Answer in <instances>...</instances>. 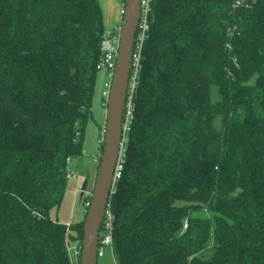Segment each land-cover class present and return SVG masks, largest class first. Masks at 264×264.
Segmentation results:
<instances>
[{"label": "trees", "instance_id": "obj_1", "mask_svg": "<svg viewBox=\"0 0 264 264\" xmlns=\"http://www.w3.org/2000/svg\"><path fill=\"white\" fill-rule=\"evenodd\" d=\"M235 2L152 1L109 199L115 264H264V0ZM105 29L100 0H0V264H72L70 244L81 264L86 213L51 211Z\"/></svg>", "mask_w": 264, "mask_h": 264}, {"label": "water", "instance_id": "obj_2", "mask_svg": "<svg viewBox=\"0 0 264 264\" xmlns=\"http://www.w3.org/2000/svg\"><path fill=\"white\" fill-rule=\"evenodd\" d=\"M140 11V0H125L119 52L106 109L104 146L84 222L81 264H98L100 229L109 203L124 140V115Z\"/></svg>", "mask_w": 264, "mask_h": 264}, {"label": "rangeland", "instance_id": "obj_3", "mask_svg": "<svg viewBox=\"0 0 264 264\" xmlns=\"http://www.w3.org/2000/svg\"><path fill=\"white\" fill-rule=\"evenodd\" d=\"M106 1L110 8V13L113 11L112 3L117 4V8L114 13L117 15L122 0H100ZM102 5V4H101ZM105 74L100 71L98 84L96 87L95 99L92 107V116L89 118L86 125L83 154L80 157L75 158L69 165L70 177L65 190V194L59 209L51 211V215L54 218H58L61 222L69 224L71 221H78L82 219L87 212V208L84 203V190L88 191L93 188L96 171L98 168V162L96 161L97 154L99 153V146L101 143L102 128L105 125L106 109L101 105L102 90L104 88L103 81ZM211 97L213 100L218 98L217 86L212 87ZM216 126L221 128L222 119L218 117L216 119ZM81 188V189H78ZM69 244V243H68ZM71 256L75 255V249L70 244ZM98 264H115L113 253L110 248H104V256L98 257Z\"/></svg>", "mask_w": 264, "mask_h": 264}, {"label": "built area", "instance_id": "obj_4", "mask_svg": "<svg viewBox=\"0 0 264 264\" xmlns=\"http://www.w3.org/2000/svg\"><path fill=\"white\" fill-rule=\"evenodd\" d=\"M152 1L153 0H140V20L139 25L136 31L135 35V46H134V52H133V61H132V71L130 76V84L128 89V97H127V104H126V110L124 115V137L125 132L128 129V122L130 120V117L133 113V105H132V93L134 91L135 86L138 82V73L140 70V58H141V50L142 45L148 35V31L150 29V15L152 10ZM246 0H236L235 6L241 5ZM124 4L125 0H122V10L121 14L123 16L124 13ZM121 29H122V19L121 21L109 28H106L103 33V38L101 42V48L103 52V57L100 62V69L105 74V79L103 81L104 88L102 90V106H105L107 109L108 105V98L110 96L111 86H112V80L113 75L116 67V60H117V54L119 52V43H120V35H121ZM103 138H104V128L102 129ZM123 137V139H124ZM124 146V140L121 147V152L119 155V160L117 163V167L115 170V179L119 176L120 172V158L122 155ZM114 179V180H115ZM86 196L92 195V190L85 191ZM90 205V200L86 202V207L88 209ZM70 223L68 224V226ZM113 228H114V214L112 212L111 206H110V200L107 205L104 219L102 222V226L100 229V236H99V248H98V257L104 256V248L108 247L113 249ZM75 249V255L78 254V246L77 244L73 245ZM71 246H69V251L71 253ZM71 262L72 264H76V258L74 256H71Z\"/></svg>", "mask_w": 264, "mask_h": 264}, {"label": "crops", "instance_id": "obj_5", "mask_svg": "<svg viewBox=\"0 0 264 264\" xmlns=\"http://www.w3.org/2000/svg\"><path fill=\"white\" fill-rule=\"evenodd\" d=\"M105 3V2H104ZM103 2H101V4H102V8H103V13H104V25H105V28H109V27H112V26H114V25H116V24H118L120 21H121V19H122V14H121V10H122V3H121V5H120V7H119V10H118V14L117 15H115V13H114V11H115V9L117 8V4H115V3H112V6H113V11L110 13V8H109V6H108V3H107V1H106V7H105V4H104ZM99 152V151H98ZM98 155H99V153L97 154V157H96V161H97V159H98ZM98 162V161H97ZM72 163V162H71ZM98 169V168H97ZM96 173H97V171H96ZM95 181V180H94ZM78 189H81V188H78ZM91 190V189H90ZM85 191L86 190H84V194H85Z\"/></svg>", "mask_w": 264, "mask_h": 264}]
</instances>
